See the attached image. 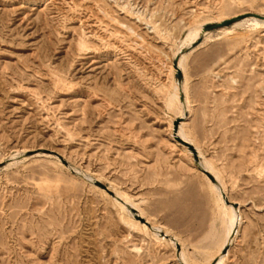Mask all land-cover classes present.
I'll return each instance as SVG.
<instances>
[{
  "label": "rangeland",
  "instance_id": "obj_1",
  "mask_svg": "<svg viewBox=\"0 0 264 264\" xmlns=\"http://www.w3.org/2000/svg\"><path fill=\"white\" fill-rule=\"evenodd\" d=\"M235 15L264 0H0V264H207L225 218L205 160L238 204L225 264H264V26L183 43Z\"/></svg>",
  "mask_w": 264,
  "mask_h": 264
},
{
  "label": "bare ground",
  "instance_id": "obj_2",
  "mask_svg": "<svg viewBox=\"0 0 264 264\" xmlns=\"http://www.w3.org/2000/svg\"><path fill=\"white\" fill-rule=\"evenodd\" d=\"M236 16L237 15H235L233 17H236ZM219 21H222V20H216V21H211V22H207V23L203 22V24H199L195 27L189 28L188 29L189 31L186 33L185 39H183L184 41L182 40L183 43L185 45L194 43L199 38V36L201 34H203L205 31H207L204 29V26L206 24L212 23V22H219ZM263 26H264V20H261L255 16H248L244 19L242 18L240 20H237V22L235 21V23L233 22V24L231 26L224 28L222 31H223L224 35H232V34L237 33L235 31L236 28H244L245 31L250 32V31L256 30L257 28L258 29L260 27L262 28ZM184 58H185V54H183L181 57H179V59L175 63V67H174L175 72L181 71L183 73V75L185 73ZM181 93H182L181 86L177 83H173L171 90L169 92V95H168V99H167V104L169 107L174 106L175 108H177V110L182 108L183 103L185 101L187 102V99L185 101L181 100L179 98ZM175 136L182 143L192 145V147H194L196 153L198 152L197 154L199 156H202L200 150L193 143V141H192L193 139H191L189 137L187 131L184 129L183 123L180 124L178 132L176 133ZM185 147L191 153V150L189 149V147H187V146H185ZM47 156H49V155H47ZM202 168L204 169V171L208 172L211 176V178H209L206 175V178L209 181V183L211 184V187L214 190V192L216 193V195L218 196V198L221 200V203L223 206L222 210H223V214H224V218H225V232L223 235L224 237L222 238V240L218 244V252L216 253L215 256H213L208 261L207 264H225L226 260L229 259L228 258L229 254L226 253L224 255L221 252L227 244H229L231 241H233L235 239V235L237 234V231H238L237 229L240 225V219L236 213V209H238V207L236 208L232 204H226L225 203L224 196H223V192H225V191H223V189H224L223 184H222L217 172L215 171L213 165L210 162H208L207 160H205L204 163H202ZM91 181L97 182L98 179H94ZM96 187L99 188V190H101L102 192H106V193H107V191H106L107 189L112 190L109 188V186L106 188V190L101 188L100 186H97V185H96ZM114 192H115V196L112 197L113 200H115L120 205L121 208L125 209L128 212L130 217L134 219V223L139 225L143 231L150 232L153 236H155L159 240L167 241V242L171 243L173 246L179 244V241L177 240V238L174 235H171L167 231L162 232V229L159 225H157L153 222H150L149 219L144 216L142 210L140 208H138V206L136 204L129 201L125 196L121 195L118 191L115 190ZM127 204H129L130 206L127 207L126 206ZM130 208H132V210L136 211L135 213H133L135 216L130 211ZM144 217H145V221L139 220L140 218L143 219ZM147 224H149V225H147ZM158 232H162V233L159 234ZM233 237H234V239H233ZM178 255L181 256L183 264H190V263H188L187 258L185 257L183 252L178 253Z\"/></svg>",
  "mask_w": 264,
  "mask_h": 264
},
{
  "label": "water",
  "instance_id": "obj_3",
  "mask_svg": "<svg viewBox=\"0 0 264 264\" xmlns=\"http://www.w3.org/2000/svg\"><path fill=\"white\" fill-rule=\"evenodd\" d=\"M238 19V16L236 17H232V18H229V19H225V20H222V21H219V22H212V23H208L204 26V29L205 30H210V29H213V28H217V27H220V26H223V25H227V24H230L232 23L233 21L237 20ZM177 78H178V81L180 82L181 81V73L180 71H177ZM189 149L193 152L194 156L196 154V151L194 149V147H192V145H189V144H186ZM211 178V176H210ZM225 200L228 202V200L226 199L225 197ZM234 207H238V204H233ZM142 219V218H140ZM143 220V219H142Z\"/></svg>",
  "mask_w": 264,
  "mask_h": 264
}]
</instances>
